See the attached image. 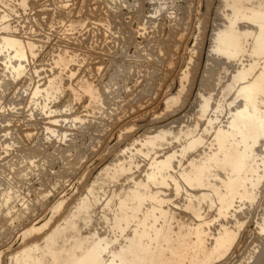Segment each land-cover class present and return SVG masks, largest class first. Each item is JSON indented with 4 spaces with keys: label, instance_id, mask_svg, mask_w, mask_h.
<instances>
[{
    "label": "rangeland",
    "instance_id": "374dc122",
    "mask_svg": "<svg viewBox=\"0 0 264 264\" xmlns=\"http://www.w3.org/2000/svg\"><path fill=\"white\" fill-rule=\"evenodd\" d=\"M116 1L0 0V81L6 83H2L0 88V195L6 191L7 181L13 184L14 179L18 178L14 176L15 170L20 173L22 170L24 177L22 182L19 180L17 184L19 197L13 204L0 208V264H13L26 248H31L35 243L43 247L47 236L57 229H62L68 217L76 210L75 207L82 201L89 205V208L79 214L80 229L68 234L63 233L58 239V244L65 241L69 234L80 236L93 231L99 239L101 238L102 244V240L108 241L109 250L103 254L106 261L110 250L119 252L128 245L131 238L136 239L133 229H136L140 217L149 205L157 204L147 201L138 213L139 218L131 220L133 223L130 221L121 235L120 230L113 231L111 227L116 205L121 199L119 197L134 188V184L140 179V182L144 183L148 173L155 170V162L163 159L170 160L172 168L167 171L170 170L171 173H168L180 183L178 185L181 191L178 192L172 187V179H168V185L150 184L148 190L154 193L159 189L156 197L165 200L158 204L162 209L177 208L167 210L172 212L166 215L167 219L159 218L156 221V228L163 229L164 232L170 231L171 244L181 250L179 258L176 259L166 251L169 260H175L178 264L203 261L214 247L215 239L227 231L234 236L235 241L226 254L213 256L208 264H261L264 253V231H261L264 226V178L255 192L256 199L253 202L238 196V199L233 200L229 212L220 210V197L225 193L221 183L228 174L220 169V166L213 165L214 167L206 171L207 178L203 179V185L191 186L185 180L186 176H193V168L207 159L212 160L218 153L213 141L214 126H210L209 130L205 128L208 114L209 117L213 114L208 110L205 117L202 113L199 115L202 100L199 95L203 83L206 84L207 81V84H210L217 75L222 79L212 95L214 102L219 100L222 97V88L228 84L231 73L237 68L234 61L213 54L208 55L212 35L229 25L230 21L225 17L226 13H230L227 7L229 2ZM240 24V29L245 26L257 27L253 24L249 26L245 22ZM9 36L23 42L25 57L18 58L17 46L3 49L7 46L5 39L10 38ZM245 48L249 50L250 44L245 45ZM7 55L10 57H6ZM253 57L249 58L244 53V62H239L238 66H246L250 60L252 62L255 59L257 66L264 64V55ZM17 61L24 65V71L21 73H17L13 67ZM9 62H13L12 66L7 64ZM214 102L211 107L215 105ZM236 105L230 107L224 102L217 113L219 120L215 126L228 121L232 115L229 113ZM192 120L195 123H191ZM154 131H158L156 134L163 135V138L156 141L154 146L151 145V151L150 145H144V141L150 136H155ZM186 135L188 137L185 138ZM194 136L205 138L204 142L196 145V148H186ZM179 137L182 138L179 140ZM261 141L264 144V140ZM262 143H258L255 148L259 154L264 152V149H261ZM191 161L195 165L193 168L189 163ZM116 163L118 167L131 163V170L112 179L113 172L118 168ZM113 166L116 169L112 168ZM131 176L132 180L135 178L133 182L129 180ZM119 189L122 191L119 192ZM117 192L120 193L119 196ZM107 201L109 209L105 208ZM90 204H93V207ZM145 206H148L147 209ZM26 208L29 209L27 213ZM82 219L84 223L91 220L88 221L90 223L83 224ZM152 221L153 218L147 223ZM197 238L201 240L200 245L196 244ZM122 239L125 241L124 245ZM171 261L168 263L172 264Z\"/></svg>",
    "mask_w": 264,
    "mask_h": 264
},
{
    "label": "bare ground",
    "instance_id": "6f19581e",
    "mask_svg": "<svg viewBox=\"0 0 264 264\" xmlns=\"http://www.w3.org/2000/svg\"><path fill=\"white\" fill-rule=\"evenodd\" d=\"M110 1V0H109ZM116 0H111V2H114ZM162 1V0H161ZM167 1V0H166ZM117 2V1H116ZM171 2V1H170ZM174 2V1H173ZM229 2V3H228ZM227 7L230 10V13L227 14L226 12V18L229 19V25L226 26L224 30L217 31L215 35H212L213 37L211 38V45L209 49L208 55L210 56L211 54L215 56H221L225 58L228 61H234L237 63V68L234 69V72L231 73V79L227 82L220 94L222 97L219 98V100L213 99L214 95V89L216 90V87L220 86V81L222 78L216 75L215 79L210 82V84L203 83L201 86L200 90V97L202 100H200V105H199V110L200 114L205 115V113L208 110H211L213 116L209 117L210 115L208 114V121L205 128L209 130L210 126H214L213 131H214V143L216 146V150L218 153L214 155V158L212 160L207 159L205 162H202L199 166L193 165V162H189L195 168L194 169V174H191L193 176L189 177L186 176L187 178L185 179L188 184H196V185H203V179H206L205 173L208 171L209 168L214 167L213 165H218L220 166V169H222L225 173L228 172L227 177L223 181V188H225V193L221 195L220 197V210L228 211L230 208H232L233 200L239 196L241 199H246L250 202H253L256 198L255 192L257 189H259V185L262 182V179L264 178V152L261 153L262 151L259 149V154L257 152L258 149L255 150L256 145L258 143H262L261 140H264V64L262 66H257L256 61L253 60L248 63V65L241 67V65L238 66L239 62H244L242 61L244 53L247 54V56L250 57H262L264 55V0H227ZM111 4V3H110ZM116 4V3H115ZM114 4V5H115ZM118 4V3H117ZM158 5V4H157ZM171 5V4H170ZM173 5V4H172ZM161 6V5H159ZM159 9V8H158ZM227 9V8H226ZM226 11V10H225ZM170 14V13H169ZM225 18V19H226ZM241 22H245L249 24V26L257 25L252 28L246 27L244 29L239 28V24ZM228 24V22H227ZM253 24V25H252ZM224 25V24H223ZM241 25V24H240ZM244 26V25H243ZM243 28V27H241ZM257 28V29H256ZM217 30V29H216ZM214 34V32H213ZM11 36V35H10ZM9 36V37H10ZM5 37V36H4ZM4 40V38H3ZM2 42V40H1ZM25 44V43H24ZM28 44V43H27ZM26 44V46H28ZM30 44V43H29ZM249 46V50H246L245 45ZM5 45H7L4 48H10L11 49L15 46L18 47L17 53H18V58L25 57L23 49L24 45L23 42L19 39H15L10 37L5 39ZM28 48V47H27ZM2 49V48H1ZM0 49V51H1ZM248 49V48H247ZM6 50V49H5ZM15 51V49H14ZM246 56V55H245ZM8 57V55L6 56ZM10 57V56H9ZM8 57V58H9ZM253 57V58H254ZM15 58V57H14ZM246 58V57H245ZM245 58L243 60H245ZM251 58V59H253ZM62 59V58H61ZM258 59V58H257ZM9 60V59H7ZM248 60V58H247ZM260 60V59H258ZM264 60V58H263ZM5 61V60H4ZM11 61V60H10ZM13 61V60H12ZM20 61V60H19ZM68 61V60H67ZM262 61V60H261ZM15 63V61H13ZM11 62V63H13ZM18 62V61H17ZM13 64V67L15 70H17V73H21L24 71V65L23 64ZM59 62V61H58ZM248 62V61H246ZM245 62V63H246ZM11 63H7L10 64ZM232 63V62H231ZM230 63V64H231ZM228 64V63H227ZM241 64V63H240ZM258 64V63H257ZM15 65V66H14ZM12 66V65H11ZM230 66V65H229ZM232 66V65H231ZM234 66V65H233ZM236 67V66H235ZM226 68V67H223ZM257 68V69H256ZM228 69V68H227ZM10 70V69H9ZM225 70V69H224ZM227 71V70H226ZM229 72V71H228ZM13 73V72H12ZM11 73V74H12ZM24 73V72H23ZM22 73V74H23ZM211 73V72H210ZM14 74V73H13ZM16 74V72H15ZM20 74V76L22 75ZM228 74V73H227ZM17 75V74H16ZM15 75V76H16ZM182 75V74H181ZM185 75V74H184ZM187 75V74H186ZM214 75V74H213ZM19 76V74H18ZM213 78V76H212ZM230 78V77H229ZM1 79V78H0ZM183 82V80H182ZM2 81H0V88L2 85ZM223 83V82H222ZM221 83V85H222ZM6 85V83H3ZM4 86V85H3ZM215 87V88H214ZM5 89V88H4ZM219 89V88H218ZM38 92V91H37ZM219 92V91H218ZM219 95V94H217ZM231 96V97H230ZM230 97V99L227 98ZM199 98V97H198ZM199 98V99H201ZM218 98V97H217ZM216 98V99H217ZM197 99V98H196ZM198 99V100H199ZM215 103L213 107H211V103ZM226 103L230 107H234L236 103H239L236 105V107L232 110V112H228L229 114H232L229 118L228 121L224 123H219L218 126H215L216 122H218L219 118L217 113L220 112L222 108V104ZM198 103V102H197ZM195 107V106H194ZM197 108V107H196ZM194 109V108H193ZM192 109V110H193ZM196 112V111H195ZM198 112V111H197ZM210 112V114H211ZM192 113V111H191ZM194 113V112H193ZM192 113V114H193ZM198 114V113H197ZM196 114V115H197ZM195 115V114H194ZM193 115V116H194ZM217 115V116H216ZM191 116V114H190ZM195 117V116H194ZM202 117V116H201ZM200 117V119H201ZM205 117V116H204ZM190 119V118H189ZM194 119V118H192ZM206 119V118H205ZM196 120V119H195ZM198 120V119H197ZM204 122V119H202ZM181 121V120H180ZM200 121V120H199ZM197 121V122H199ZM195 123L193 120L191 123ZM201 122V121H200ZM199 122V123H200ZM222 122V121H221ZM198 123V124H199ZM173 124V123H172ZM201 124V123H200ZM205 124V123H204ZM184 126L185 124H181ZM180 125V126H181ZM190 125V124H189ZM190 127V126H188ZM199 127V126H197ZM169 128V127H168ZM173 128V125H172ZM187 129V127H185ZM204 129V127H201V129ZM166 129V127H165ZM163 129L164 131H166ZM170 129V128H169ZM177 129V128H176ZM184 129V127H183ZM182 129V132H184ZM185 129V131H186ZM189 129V128H188ZM193 129V128H192ZM200 130V127L198 128ZM202 129V130H203ZM160 130V128H159ZM162 130V128H161ZM173 130V129H172ZM190 130V129H189ZM187 130V132L189 131ZM197 130V129H196ZM201 131V130H200ZM212 131V132H213ZM54 132V131H53ZM155 132V131H154ZM158 132V131H156ZM154 133L155 136L147 138L146 135L145 138L146 140L144 141V145L148 144L151 147L152 151V146H154L155 142L158 140H161L163 138L162 136H159L158 134ZM162 132V131H161ZM177 132V131H176ZM198 132V131H197ZM204 132V131H202ZM166 133V132H165ZM164 133V134H165ZM186 133V132H185ZM192 133V132H191ZM207 133V132H206ZM153 134V133H152ZM172 134V133H171ZM169 134V135H171ZM175 134V133H173ZM177 134V133H176ZM180 134V132H179ZM178 134V135H179ZM187 134V133H186ZM190 134V133H189ZM194 135V133H192ZM198 134V133H197ZM202 134V133H200ZM168 135V133H167ZM182 135V134H181ZM180 135V136H181ZM191 135V134H190ZM196 135V134H195ZM148 136V135H147ZM202 136V135H201ZM206 136V135H205ZM184 137V136H183ZM188 137L187 135L185 138ZM190 137V136H189ZM193 137V136H192ZM199 137V136H197ZM144 138V137H143ZM142 138V139H143ZM182 137H179V140ZM141 139V140H142ZM166 139V138H165ZM171 139V138H170ZM205 139V138H204ZM203 137L194 138L189 141L187 144L186 148H196V145H200L202 142H204ZM209 139V138H208ZM207 140V139H206ZM139 141V140H138ZM168 141V140H167ZM160 142V141H159ZM164 142V141H163ZM184 142V141H183ZM188 142V140H187ZM264 142V141H263ZM139 143V142H137ZM161 143V142H160ZM185 143V142H184ZM206 143V141H205ZM131 144V143H130ZM140 144V143H139ZM142 144V143H141ZM162 144V143H161ZM180 144V142H179ZM263 144V143H262ZM147 145V146H148ZM159 145V144H158ZM185 145V144H184ZM214 145V144H213ZM140 146V145H139ZM161 146V145H160ZM260 146V145H259ZM143 147V145L141 146ZM157 147V146H156ZM159 147V146H158ZM208 147V146H207ZM263 147V148H262ZM261 147V149H264V144ZM259 148V147H258ZM136 149V148H135ZM146 149V148H145ZM144 149V150H145ZM148 149V148H147ZM184 149V148H183ZM202 149V148H200ZM199 149V151H200ZM210 149V146H209ZM140 150V148L138 149ZM142 150V149H141ZM173 150V149H172ZM196 150V149H195ZM17 151V150H16ZM150 151V150H149ZM150 151V152H151ZM183 151V150H182ZM205 151V150H204ZM21 152V151H20ZM146 152V151H144ZM176 152V151H175ZM181 152V151H179ZM184 152V151H183ZM182 152V153H183ZM202 152V151H201ZM210 152V151H209ZM139 153V152H138ZM170 154V152H168ZM177 153V152H176ZM181 153V154H182ZM185 153V152H184ZM194 153V152H193ZM203 153V152H202ZM21 154V153H20ZM142 154V153H140ZM180 154V153H179ZM189 154V153H188ZM214 154V153H213ZM145 155V154H144ZM168 155V154H167ZM176 155V154H175ZM185 155V154H184ZM205 155V154H203ZM211 155V154H210ZM127 156V155H126ZM133 156V155H131ZM148 156V155H147ZM169 156V155H168ZM183 156V155H181ZM192 156V155H191ZM195 155H193L194 158ZM17 157V156H16ZM130 157V156H128ZM134 157V156H133ZM171 157V156H170ZM201 157V156H199ZM135 158V157H134ZM184 158V157H183ZM196 158V157H195ZM202 158V157H201ZM32 159V158H31ZM63 159V158H62ZM128 159V158H127ZM192 159V158H191ZM190 159V160H191ZM200 160V158H198ZM203 159V158H202ZM205 159V158H204ZM181 160V159H180ZM121 162L122 159L120 160ZM127 161V160H125ZM170 160L163 159L161 161L155 162V170H151V173H148L146 177V181L144 183L140 182L142 181L140 179L139 182L134 184V188H130L128 190L129 192L125 193V195L119 200V202L116 205V214H113V221H112V229L115 230H120L122 234L123 231H126L125 228L131 220H134L135 218H139L138 213L142 210L141 208L144 206V204L147 201H152L156 202L157 204L153 203L149 205L147 211H144V215L137 219L139 222L136 226V229H133L134 235H136V239L131 238V240L128 242V245L125 246L124 248H121L119 252H114L110 250L109 252V257L105 261L103 258V254L109 250V244L104 241V244L100 241L101 238L99 239L92 231H90V234L88 233L87 235L81 234L80 236H73L72 234H69V236H66V240L63 241L62 243L58 244V239L63 233H71V231H75L76 229H80L78 225V217L80 212L83 210H86L89 208V205L84 204L82 201L77 207H75V211H73L68 217V219L65 222L64 227L61 226L62 229H57L55 232H53L50 236H47L46 244L43 247H40L39 244L32 246L31 248L27 249L24 251L16 260L14 261L13 264H169L168 262L171 261L169 260V257L166 255V253L169 252V255H171L173 258H179L180 256V248L175 246L172 243V237L169 234L170 231H167L160 228H156L157 224L156 221L159 218H165L168 213H172L171 209H162L161 207L158 206V204H161L165 200L157 198V194L159 189L157 190L158 192H151L149 187L150 184H156L159 186L163 185H168V179H172L175 190L176 191H181L179 190V185L180 183H177L173 177L168 173L171 171H167L168 169L172 168L171 163L169 162ZM172 161V160H171ZM197 161V160H196ZM195 161V162H196ZM16 162V161H15ZM26 162V161H25ZM119 162V164L121 163ZM153 162V161H152ZM213 162V164L211 163ZM21 163V162H20ZM178 163V162H177ZM186 163V162H185ZM198 163V162H197ZM112 165V164H111ZM114 165V164H113ZM118 164L116 163L115 166ZM152 165V164H151ZM185 165V164H183ZM25 166V165H24ZM120 166V165H119ZM186 166V165H185ZM217 166V167H218ZM30 167V166H29ZM26 167V168H29ZM118 167V166H117ZM181 167V166H180ZM190 167V166H188ZM25 168V167H24ZM39 168V167H38ZM115 168L116 167H112ZM176 168V167H174ZM179 168V167H178ZM23 169V168H22ZM30 169V168H29ZM33 169V168H32ZM37 169V168H36ZM187 169V168H185ZM189 169V168H188ZM35 170V168L33 169ZM113 170V169H110ZM131 170V163H129L127 166H120L118 167L112 174V179L113 177H119L123 174H126L127 171ZM147 170V169H146ZM174 170V169H173ZM191 170V169H190ZM212 170V169H211ZM218 170V169H217ZM103 171V170H102ZM148 171V170H147ZM177 171V170H176ZM181 171V170H180ZM178 171V172H180ZM185 171V170H184ZM26 173L27 171L24 170ZM31 172V171H29ZM182 172V171H181ZM212 172V171H211ZM214 172V171H213ZM217 172V171H216ZM17 176V179H14L13 184H11L9 181H7L6 185V191L3 194L0 195V208H3L5 206H8L10 204H13L14 200L19 197V194L17 193V184L20 182L23 177L22 175V170L21 173L18 171H14ZM104 173V172H103ZM147 173V172H146ZM175 173V172H174ZM177 173V172H176ZM189 173V172H188ZM191 173V172H190ZM31 174V173H28ZM43 174V173H42ZM101 174V172H100ZM184 173H182L183 175ZM13 175V174H12ZM146 175V174H145ZM177 175V174H176ZM220 175V174H219ZM11 176V175H10ZM175 176V174H174ZM185 176V175H183ZM215 176V175H214ZM212 176V178L214 177ZM100 177V176H99ZM125 177V176H124ZM205 177V178H204ZM4 178V177H3ZM27 178V177H26ZM25 178V180H26ZM176 178V177H175ZM179 178V177H178ZM209 178V177H208ZM110 179V178H108ZM132 180L129 177V180ZM135 179V178H134ZM133 179V180H134ZM143 179V178H142ZM218 179V178H217ZM101 180V179H100ZM127 180V178H126ZM132 180V182H133ZM209 180H215V179H209ZM179 181V180H177ZM219 181V180H217ZM3 182V181H2ZM12 182V181H11ZM22 182V180H21ZM136 182V180H135ZM180 182V181H179ZM205 182V181H204ZM213 182V181H212ZM97 183V182H96ZM93 183V184H96ZM103 183V182H102ZM105 183V182H104ZM171 183V182H170ZM184 183V182H183ZM216 183V182H215ZM220 183V182H219ZM218 183V184H219ZM20 185V184H19ZM102 185V184H101ZM131 185V184H130ZM182 185V184H181ZM206 185V184H205ZM32 186V185H31ZM94 186V185H93ZM92 186V190L93 187ZM189 186V185H188ZM192 186V185H191ZM128 188V186H125ZM130 187V186H129ZM155 187V185L153 186ZM158 187V186H157ZM168 187V186H167ZM184 187V186H183ZM182 187V190H183ZM187 187V186H186ZM200 187V186H199ZM196 188V187H195ZM202 188V187H201ZM220 188V187H219ZM90 189V188H89ZM129 189V188H128ZM156 189V188H155ZM154 189V191H155ZM181 189V188H180ZM186 189V188H185ZM216 189V188H214ZM222 189V188H221ZM19 190V189H18ZM91 190V191H92ZM121 189H119V192ZM125 190V188L123 189ZM152 190V189H151ZM192 190V189H191ZM210 190V189H209ZM184 191V190H183ZM187 191V190H186ZM189 191V190H188ZM97 192V191H94ZM198 192V191H197ZM208 192V191H207ZM222 192V190H221ZM21 193V192H20ZM118 193V192H117ZM162 193V192H161ZM159 193V194H161ZM166 193V192H165ZM201 193V192H199ZM120 193L117 195L119 196ZM163 194V193H162ZM161 194V195H162ZM178 194V193H177ZM183 194V193H182ZM194 194V193H193ZM96 195V194H94ZM93 195V196H94ZM114 195V193H113ZM123 195V194H122ZM168 195V194H167ZM191 195V193H190ZM199 195V194H198ZM202 195V193H201ZM163 196V195H162ZM187 196V195H186ZM192 196V195H191ZM195 196V195H194ZM212 196V194H211ZM220 196V195H219ZM114 197V196H113ZM185 197V196H184ZM183 197V198H184ZM38 198V197H37ZM40 198V197H39ZM95 198V197H94ZM165 198V197H164ZM172 199V197H170ZM188 198V197H187ZM186 198V199H187ZM194 198V197H193ZM86 199V198H85ZM110 199H112V196H110ZM189 199V198H188ZM192 199V198H190ZM201 198H199L200 200ZM238 199V198H237ZM236 199V200H237ZM20 200V199H19ZM82 200V199H81ZM89 200V199H88ZM116 200V197L114 198ZM169 200V199H168ZM173 201V200H172ZM182 201V200H181ZM188 202L187 200H184ZM202 201V200H201ZM205 201V200H204ZM88 202V201H87ZM93 202V201H91ZM95 202V201H94ZM112 202L113 199H112ZM240 202V201H239ZM243 202V201H242ZM246 202V201H245ZM114 203V204H116ZM172 203V202H171ZM170 203V204H171ZM175 203V202H174ZM179 203V202H177ZM182 203V202H181ZM185 203V202H184ZM193 203V202H192ZM201 203V202H200ZM215 203V202H214ZM237 203V202H236ZM24 204V202H23ZM94 204V203H93ZM93 204L91 207H93ZM188 204V203H187ZM194 204V203H193ZM203 204V203H202ZM201 204V205H202ZM211 204V203H210ZM250 204V203H249ZM255 204V203H253ZM21 205V204H20ZM35 205V204H34ZM146 205V204H145ZM179 205V204H178ZM184 204L182 203V206ZM191 205V204H190ZM212 205V204H211ZM241 205V204H240ZM39 206V205H38ZM115 206V205H114ZM181 206V205H180ZM185 206H187L185 204ZM200 206V204H199ZM205 206V205H204ZM215 206V205H214ZM250 206V205H249ZM28 207V206H27ZM109 201H107V205L105 208L109 209ZM113 207V205H112ZM195 207V206H194ZM201 207V206H200ZM206 207V206H205ZM16 208V207H15ZM169 208V207H168ZM176 207H174L175 209ZM181 208V207H179ZM184 209L186 207H183ZM181 208V209H183ZM188 208V206H187ZM190 208V207H189ZM188 208V209H189ZM199 208V207H198ZM215 208V207H214ZM217 208V207H216ZM7 209V207H6ZM27 209V208H26ZM172 209V210H174ZM177 209V208H176ZM175 209V210H176ZM203 209V208H202ZM29 209L26 210V213ZM179 210V209H178ZM187 210V209H186ZM190 210V209H189ZM188 210V211H189ZM233 210V209H232ZM31 211V210H30ZM111 211V210H110ZM193 211V210H192ZM210 211V210H209ZM231 211V210H230ZM84 212V211H83ZM91 212V211H88ZM176 212V211H175ZM174 212V214H175ZM187 212V211H186ZM191 212V211H190ZM229 212V211H228ZM232 212V211H231ZM264 212V210H263ZM24 213V212H22ZM142 213V212H141ZM158 213V214H157ZM180 213V212H179ZM236 213V212H234ZM21 214V213H20ZM89 214V213H88ZM91 214V213H90ZM89 214V215H90ZM173 214V215H174ZM178 214V213H177ZM185 214V213H182ZM188 214V213H187ZM185 214V215H187ZM191 214V213H190ZM200 214V213H199ZM237 214V213H236ZM235 214V215H236ZM5 215V214H4ZM82 215V213H81ZM92 215V214H91ZM170 215V214H169ZM197 215V214H196ZM201 215V214H200ZM217 215V214H216ZM223 215V214H222ZM234 215V214H233ZM112 216V215H111ZM175 216V215H174ZM179 216V215H176ZM231 216V215H229ZM16 217V216H15ZM18 217V216H17ZM82 217V216H81ZM170 217V216H169ZM168 217V218H169ZM173 216H171L172 218ZM183 217V216H182ZM185 217V216H184ZM188 217V216H186ZM226 217V216H225ZM85 218V217H84ZM88 218V216H87ZM92 219V216L90 217ZM111 218V217H110ZM153 218V221L150 223H147V221L151 220ZM197 218V217H196ZM215 218V216H214ZM13 219V218H12ZM18 219V218H17ZM90 219V220H91ZM107 219V218H105ZM167 219V217H166ZM165 219V220H166ZM227 219V218H226ZM237 219V218H236ZM14 220V219H13ZM84 219H82L83 222ZM88 220V221H90ZM163 220V221H165ZM172 220V219H171ZM184 220V219H183ZM219 220V219H218ZM88 221H85L88 222ZM110 221V220H109ZM161 221V223L163 222ZM168 221V220H167ZM175 221V220H174ZM239 221V219H238ZM242 221V220H241ZM49 222V221H48ZM47 222V223H48ZM81 222V223H82ZM106 222V220H105ZM133 223V221H131ZM171 222V221H170ZM177 222V221H176ZM187 222V221H186ZM215 222V221H214ZM221 222V221H220ZM228 222V221H227ZM233 222V221H232ZM11 223V222H9ZM80 223V222H79ZM83 222V224H85ZM90 223V222H88ZM88 223L86 225H88ZM158 223V222H157ZM164 223V222H163ZM208 223V221H207ZM261 223V222H260ZM107 224V223H106ZM135 224V221H134ZM156 224V225H155ZM160 224V223H159ZM173 224V223H171ZM202 224V223H201ZM221 224V223H219ZM218 224V225H219ZM224 225V223H222ZM110 225V224H109ZM167 225V224H166ZM165 225V226H166ZM175 225V224H174ZM173 225V226H174ZM183 225V224H182ZM161 226V224H160ZM170 227L169 225H167ZM226 226V225H225ZM108 227V225H107ZM111 227L109 230H111ZM131 227V226H130ZM129 227V228H130ZM159 227V226H158ZM172 227V225H171ZM170 227V228H171ZM210 227V226H209ZM162 228V227H161ZM174 228H177L174 226ZM217 228V226H216ZM236 228V227H235ZM38 229V228H36ZM190 229V228H189ZM215 229V228H214ZM232 229V228H231ZM33 230V229H32ZM32 230L29 232L31 233ZM203 230V229H202ZM38 231V230H37ZM54 231V230H52ZM95 231V230H94ZM128 231V230H127ZM182 231H184L182 229ZM195 231V230H194ZM208 232V230H206ZM212 231V230H211ZM225 231V230H224ZM239 231V230H238ZM261 231H264V226L261 228ZM35 232V231H34ZM79 232H81L79 230ZM222 232V231H221ZM237 232V231H236ZM36 233V232H35ZM113 233V232H112ZM112 233L111 236L113 235ZM120 233V232H119ZM131 233V232H130ZM129 233V235H130ZM115 234V233H114ZM117 234V233H116ZM239 234V233H238ZM32 235V234H31ZM108 235V234H107ZM181 235V234H180ZM185 235V234H184ZM212 235V234H211ZM214 235V234H213ZM220 235V234H219ZM222 235V234H221ZM65 236V235H64ZM125 236V235H124ZM131 236V235H130ZM179 236V235H178ZM193 236V234H192ZM202 236V235H201ZM218 236V235H217ZM106 237V235H105ZM120 237V235H118ZM117 237V238H118ZM134 237V236H133ZM238 237V236H237ZM112 238V237H111ZM110 238V239H111ZM116 238V235H115ZM122 238V237H121ZM126 238V237H125ZM124 238V239H125ZM129 238V237H128ZM127 238V239H128ZM176 238V237H175ZM190 238V237H189ZM203 238V237H201ZM62 239V238H61ZM64 239V238H63ZM106 239V238H104ZM207 239V238H206ZM234 236L231 235L230 232H224L223 235L217 239H215L214 242V247L210 250V252L206 255V257L203 259V261H191L188 264H208L209 261H211L213 256H218L220 257L223 254H226L228 249L231 247L234 240ZM44 240V241H45ZM109 240V239H108ZM113 240H115L113 238ZM112 240V241H113ZM123 240V239H122ZM175 240V239H174ZM43 241V239H42ZM61 241V240H60ZM177 241V240H176ZM124 245V240L122 241ZM211 242V241H210ZM110 243V242H109ZM178 243V242H177ZM183 243V242H182ZM195 243V242H194ZM43 244V243H41ZM117 244V243H116ZM196 244L200 245L201 240L199 238L196 239ZM211 244V243H210ZM119 246V244H117ZM121 245V242H120ZM117 247V246H116ZM191 247V246H190ZM206 247V246H205ZM234 247V246H233ZM193 248V247H192ZM209 248V249H210ZM190 249V248H189ZM200 249V248H199ZM208 249V247H207ZM232 249V248H231ZM168 251V252H166ZM185 251V250H184ZM166 252V253H165ZM188 253V252H187ZM249 254V253H248ZM185 255V254H184ZM199 255V254H198ZM204 255V254H203ZM249 256V255H248ZM49 257V259H47ZM262 260L261 264H264V253L262 255ZM199 259V258H198ZM221 259V258H219ZM188 260V258H187ZM201 260V259H200ZM218 260V259H216ZM260 260V259H259ZM263 261V262H262ZM172 264H178L176 263L175 260L171 261ZM259 262V261H258Z\"/></svg>",
    "mask_w": 264,
    "mask_h": 264
}]
</instances>
